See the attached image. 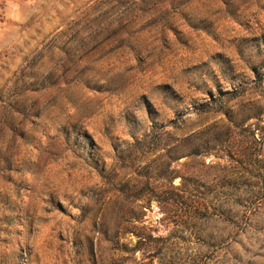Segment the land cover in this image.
<instances>
[{
  "label": "rangeland",
  "instance_id": "1",
  "mask_svg": "<svg viewBox=\"0 0 264 264\" xmlns=\"http://www.w3.org/2000/svg\"><path fill=\"white\" fill-rule=\"evenodd\" d=\"M0 264H264V0H0Z\"/></svg>",
  "mask_w": 264,
  "mask_h": 264
}]
</instances>
